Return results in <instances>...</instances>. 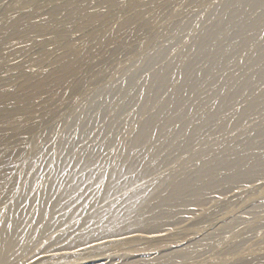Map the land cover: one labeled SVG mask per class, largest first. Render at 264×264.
<instances>
[{
  "label": "rangeland",
  "instance_id": "obj_1",
  "mask_svg": "<svg viewBox=\"0 0 264 264\" xmlns=\"http://www.w3.org/2000/svg\"><path fill=\"white\" fill-rule=\"evenodd\" d=\"M15 1L0 0V95L19 98L28 95L27 89L19 92L16 82L6 86L5 79L13 75L18 82L35 81V75H32L35 73L30 67L34 63L32 58L43 66L38 75L44 78L61 69L57 63L49 64H52V56L59 55L67 61L82 60L71 77L44 91L41 103L37 104L38 100L34 103L29 117L0 124V140L2 135H15L17 142L10 145L13 153L23 155L22 164L32 166L26 176L36 174L37 184L27 194L32 202L36 204L46 193L45 187L49 183L52 185L50 200L57 198L59 185L68 181L70 173L81 185L80 190L70 191L74 200H65L66 205L56 212V216L60 218L80 204L83 205L81 213L69 224H56L43 239L61 235L57 240L61 245L58 246L56 241L52 247L72 245L81 226L86 231L98 229L94 216L100 210H107L113 201L119 202L118 211L127 213L128 221H145L134 226H121L115 233L119 234L118 238H105L102 233L96 238L98 244L89 240L80 245L73 244L70 255L68 250L56 253L59 260L42 254L35 264H264V162L255 163L252 153L234 152L231 159L244 158L257 164L256 167L241 171L246 178L238 186H222L220 188L225 191L220 193L221 189L205 192L203 205L158 207L151 202L146 209H140V198L127 195L130 190L143 185L146 187L143 196H147L156 186L148 180L164 170H169L168 185L173 187L179 179L193 177L202 165L217 164L223 155L217 148L220 144L232 148L245 144L264 146V137L253 127L256 122L264 121V79L234 102L233 107L226 108L217 120L204 124L199 117L216 110L218 102L228 95L220 94L223 83L195 90L186 98L190 89L187 78L217 65L218 61L208 63L202 59L203 53L211 51L212 57L221 61L227 56L221 57L220 51L229 44L241 52V57L231 55L226 61L232 62L218 73L217 77L224 83L230 76L249 70L259 60V56L251 51L253 40H236L232 44V32L224 27L230 24L242 28L245 33L252 24L263 25L264 18L257 14L264 6L261 1L25 0L26 4L20 7ZM86 8L91 9L84 15L79 13ZM118 13H122L121 16L110 19ZM58 19L62 20L63 28L78 26L83 20L91 24L89 31L93 35L80 30L73 36L84 50L87 49L86 54H70L61 36L52 33L54 25L60 22ZM47 20L51 21V29L41 27ZM260 42L264 47V42ZM44 51L54 53L50 60L39 58ZM185 61H192L194 66L186 67ZM211 63H214L213 67L209 66ZM16 64H21L20 68H15ZM126 66L130 67V72L125 75ZM29 69L32 73L27 72ZM240 81L236 79L232 89L239 87ZM260 93L263 94L261 107L249 119L238 122L241 110L254 104ZM168 95H174L183 107L171 117L166 100ZM58 97L63 98L59 100ZM11 101L5 102L2 108L10 109ZM76 101H81L83 106L72 107ZM190 118L194 120L192 124L184 125ZM143 123L148 125L145 131L150 140L135 145L132 142L134 130ZM184 129L194 135L192 144L179 153L176 146L185 140ZM111 137L113 142L107 143ZM163 139L173 140V143L160 148ZM131 144L133 169H120L126 164L127 146ZM145 148H149L151 154L163 157L164 163L161 166L150 163ZM28 149L33 151L30 157L25 155ZM89 153L83 167L76 163ZM7 154L0 148V157L5 159ZM147 167L151 169L146 178H137L138 170ZM218 167V171L232 172L226 165ZM98 171L105 175L103 180L94 178L93 174ZM12 172L8 170L6 176L0 174V180ZM108 182L113 187L109 197L95 195L96 189ZM74 185L72 183L70 187L74 188ZM3 187H0V215L8 202L4 196L7 185ZM153 224L155 229L147 232H156L142 233L141 226ZM143 236L151 240H143ZM114 240L123 243L109 244ZM37 248L35 246L33 252L36 253ZM77 251L79 255L73 256ZM71 254L73 257H69Z\"/></svg>",
  "mask_w": 264,
  "mask_h": 264
},
{
  "label": "bare ground",
  "instance_id": "obj_2",
  "mask_svg": "<svg viewBox=\"0 0 264 264\" xmlns=\"http://www.w3.org/2000/svg\"><path fill=\"white\" fill-rule=\"evenodd\" d=\"M112 1L117 2V0H112ZM260 1L264 5V0H260ZM153 2H161V0H153ZM25 4H26L25 0L15 1V5L18 7H20L21 5L24 6ZM139 6H141V4H139ZM90 9L91 8H86L85 10L81 9L79 10V13L84 15ZM121 14L122 13H118L117 16L113 15L110 17V19H115L116 17L121 16ZM257 14L262 16V19L264 18V6L260 9V11ZM58 20H60V22H58L59 24H57V26L54 25L55 29L53 30L52 33L55 34L56 36H59V35L61 36L60 38H62L63 44L68 48V51L70 52V54L71 53L72 54H77V53L82 54L83 53V55L86 54L87 49L84 50V47L82 46V44H80L77 40H75L73 36L76 32L80 30H84V31L87 30L86 32L93 35V32L89 31L92 28L91 24L88 21L83 20V22H80L78 26H72V27L67 26L66 28H63L61 26L62 20L61 19H58ZM50 22H51L50 20H47L45 23L41 25V27L43 29H51L52 25ZM99 24L101 25L103 24V22H99ZM224 29L230 30L232 32V39L230 40L232 44H235L234 42L236 40L237 41L238 40L243 41L244 39L245 40L250 39L251 41L253 40L254 45L251 47V51H252V54H256L259 56V60L258 61L256 60L254 65L251 66L249 70L240 71V74L238 76H230L229 78H227L228 80L224 83L221 79L217 77L218 73L222 72L224 68H226L227 65L232 62V61H226L227 59L231 57V55H237L241 57V54L239 55V53L241 52H239V50H236V48H233V46L229 44L226 48L220 51L221 57L222 55L227 56L226 60L221 59V61H219L218 58H215L214 56L212 57V53H210L211 51H208L202 54V57H203L202 59H205L208 63L218 61L217 65L214 68H209V70H206L205 72H203V70L200 71V73L197 76H194L193 78H187L186 80L187 86L190 89L188 90L189 96L186 94V98L191 97L195 90H205L206 86H216L221 83L223 84L221 85V88H220V94H228L227 95L228 99H226L227 98L226 97L225 99H221V101L218 102V106L216 110L213 109L209 114L207 115L203 114L199 117V119L203 121V124L208 123L209 121H212V120H217L220 117V115L225 111L226 108L230 106L233 107L234 102L236 103V101L239 100V98H243L247 93H249L250 90H253L257 86H259L264 79V47H262L261 45L262 43L260 42V41L264 42V24L263 25L262 24H252L248 27V31L245 33H243L242 28H235L233 25H230V24L226 25ZM218 43L220 44V41ZM14 54L15 53H13L12 56ZM52 54L54 53L53 52L48 53L47 51H44V54H42L41 57L39 58H42L43 60H47V59L50 60V56H52ZM138 56H141V55L139 54ZM52 59H53L52 64L51 63L49 64L56 65L57 63L61 65V69L57 73L52 71L50 73V76H48L47 78H44L42 76L40 77L38 75L42 73L40 71L41 69H43V66H40L41 63L38 64V61L36 59L34 60V58H32L34 63H32L30 67L33 68L32 70L35 73V74H32V75H35V79H34L35 81L31 83L18 82L13 77V75H8V78L5 79L6 81L5 85L6 86L13 85L16 82L19 92L21 93L22 91H26L27 89L28 95H26V97L24 98H19L15 95H8V96L0 95V124H4L8 122L9 120L22 119V118L29 117L33 110L34 103L37 100H38L37 104L41 103L42 101L41 96L43 95L44 91L51 87L60 85L63 81H66L67 78L71 77L75 73L77 67L80 66L82 63L81 59L67 61L61 58L59 55H55L54 58L52 56ZM183 64L189 68L194 66V63L192 61H185ZM213 64L214 63H211L209 64V66L213 67ZM128 65L130 66V64ZM20 66L21 64H16L15 68H20ZM127 66H126L127 69H125V72H124L125 75L130 72L129 70L130 67H127ZM32 70L29 69L27 72L32 73ZM236 79L241 80L240 81L241 85L235 89H232V85L235 83ZM76 84H79V83H76ZM262 97H263V94L260 93L259 95L256 96L254 104L241 110L239 117H238V122H242V121L249 119L254 114V111L257 110V108L261 107ZM58 98L59 100H61L63 97H58ZM166 100H167V104L169 107L170 117L174 116L177 112L182 110L183 107L181 108V104L180 105L178 104L177 100L174 98V95H168L166 97ZM8 101L12 102V106L10 107V109H6V107L2 108V105ZM80 106H83L82 102L76 101L72 107L76 108ZM115 107L116 106L113 103V108L115 109ZM193 121H194L193 118H190L184 123V125H191ZM147 126H148L147 123H143L141 127L138 128V130H134V132L135 131L136 132L133 135V141H132L133 144L136 145L143 141L150 140L148 137L149 135L145 131V128H147ZM253 127H256V130H258L257 131L258 134L264 137V121L256 122L253 125ZM184 131L186 132L185 140L183 141L182 144L176 146L179 153L180 152L182 153L187 147H189V145L192 144V136L194 135V132L188 131L186 129H184ZM16 139L17 137L11 134V135H2L1 140H0V148L3 151L8 153L5 159L0 157V174L6 176V172L8 170H13V172L9 174L6 178H2L0 180V187H3V186L5 187V185H7L8 187V189L6 187L5 189L6 191L4 193V196L6 197V199H8L7 208L0 215V264H35V262L38 261V259H40V256L42 254L44 255L47 254L46 256L52 255L53 258L59 260V257L55 256L56 253L57 252L59 253L60 251L68 250V253L70 255L69 249L72 248L73 244L80 245V243L84 241H88V240L96 243L95 242L97 241L96 238L100 236L102 233H104L105 238L117 237L119 234L115 235V233L117 232V229H119L121 226L122 227L123 226H128V227L134 226V225H138L139 221L140 222L142 221V220L128 221L130 218L128 217L127 213L118 211L119 202L113 201L111 202V204L109 203L110 205H109V208H106L107 210H100L94 216V219L97 220V223H96V225L98 226L97 230L92 229V230L86 231L84 226H81L77 232L78 233L76 236L77 240L76 241L74 240V242H72V245L63 246V247L61 246L57 248L56 246L52 247L53 242L56 243V241L58 240L59 237H61V235H58V236L56 235L57 237L55 238H53L52 236L53 239L49 238L48 240H44L43 236L44 235L46 236V234H48L47 232H49L50 230H53L56 224L58 225L60 223L64 224L66 222L68 223L69 221L71 223V220H73L75 216L81 213L83 205L81 206L80 204V206L75 207V209H72L69 211H66L65 209L66 212H64L60 218L56 216V212L59 210H63L64 205H66L65 200L67 199L74 200V198L70 197V191L72 189L80 190L81 185H79L78 183L79 180L75 181L74 174L70 173V176L68 177V181L59 185L58 187L59 195L57 198H55L52 201L50 200L49 193L52 190V185L49 183L45 187L46 193L38 198V201L36 202V204L35 202H32L30 199L31 197L27 196V194L31 192L32 189H34L35 184H37L36 174L33 173L32 175L26 176L25 173H27L28 170L32 169V166L31 165L26 166L25 164H22L21 161H22L23 155H20V153H17V152L13 153L14 151H12V148L10 145L11 143L17 142ZM113 140L114 139H112L111 137V138H108L106 142L112 143ZM172 143H173V140L166 141L163 139L160 141L159 147L167 148ZM127 147L128 149H127L126 164L125 166L121 165L120 169L129 170V169H133V166H134L132 162V156L130 154L132 150V144L128 145ZM217 148L220 150L221 154H223L218 158L217 164L206 163L202 165L200 168H198L193 173L194 175L193 177H183L179 179L173 187H170L168 185V182L170 181V177L168 175L169 170H164L163 172L157 174L155 177H152L151 179L148 180V181L154 182V185L156 184V186L154 190L150 192L147 196H143L144 188H146L143 185L130 190L127 193V195H130V197L140 198L138 201V207L140 209H146L147 207L151 205V202H154V204L158 207H163V206L164 207L166 206L167 207H174V206L186 207L189 203L191 205L193 203L198 204V205H203L205 201L204 199L205 192L207 193V191L209 190H220L221 189L220 187L222 186H227V187H231L233 185L238 186L241 183V181H243V178H246L244 177L246 174L244 173L242 174L241 171L245 170L248 167L252 169L256 167L257 164L253 165V162L247 161L244 158L242 159L240 158L236 160L231 159L230 157L233 156L236 150H243L244 152L252 153L255 157V160H254L255 163L257 162L258 164H260V162H264V154L262 153L264 152L263 151L264 146L257 147L252 144H245L244 146L240 148H237V147L232 148L231 146L220 144ZM9 150L10 152H8ZM144 151L146 152V155L151 160L149 162L153 163L154 166H159V165L161 166L164 163L165 159L163 157L155 155L154 153L151 154V151L149 150V148H145ZM231 153L232 155H229ZM32 154H33V151L31 149H28L25 152V155L29 157ZM89 156H90V153L88 154V156H85V158L78 159L76 163L83 164L81 165L83 167L86 161L89 159ZM220 164L226 165L229 170H232V172L224 173V172L218 171V168H219L218 166ZM150 169L151 168H148V167L144 169H139L138 175L136 177L146 178V176L150 173ZM239 172L241 173V175H239L240 174ZM114 174H116V172H114ZM93 176L96 180H103L105 178V175L100 171L95 172ZM109 182L108 184L99 187V189L97 188L95 195H99L98 196L99 198L109 197L111 191L113 190V187ZM72 183H75L74 188L70 187V184ZM224 191L225 190L223 188L219 191V193L224 192ZM95 195H90V196H95ZM23 204H25V208H22ZM102 211H105V212H102ZM172 217L173 216H171V218ZM158 219L160 221L161 218H158ZM159 221H156V222L159 223ZM142 222H145V221L143 220ZM158 223H156V225ZM156 225L155 224H153L152 226L145 225L143 227L141 226L140 228L143 229L142 233L149 234V233L157 231L155 230V231L147 232L149 229L152 230ZM68 229L69 228H67V230ZM143 237H142L143 240H151L150 237H145V236ZM201 239H204V238H201ZM109 242H110L109 244H113V245L119 244L118 242H120V244L123 243V241H118V240L109 241ZM59 244L60 243L58 242V246ZM84 245H87V244H84ZM35 246L38 247L36 249L37 251L40 249L41 250L37 252L34 249L36 253L33 252V248ZM49 247H52V248L48 251H45L46 248H49ZM77 248L79 247H76V249ZM79 253H80V250H79ZM79 253L77 251L73 254V256H77L79 255ZM73 256L71 254V256L69 257H73ZM40 263L41 262L36 263V264H40Z\"/></svg>",
  "mask_w": 264,
  "mask_h": 264
}]
</instances>
